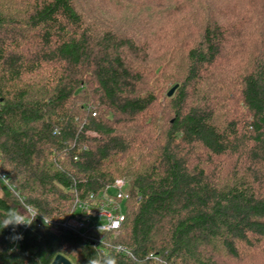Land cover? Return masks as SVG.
<instances>
[{"label":"trees","instance_id":"1","mask_svg":"<svg viewBox=\"0 0 264 264\" xmlns=\"http://www.w3.org/2000/svg\"><path fill=\"white\" fill-rule=\"evenodd\" d=\"M213 1L221 11L189 0L166 26L150 8L115 15L140 0H0V221L17 193L65 218L124 178L126 219L103 238L132 251L119 264L264 253V0ZM40 223L16 242L0 229V264L115 255Z\"/></svg>","mask_w":264,"mask_h":264},{"label":"built area","instance_id":"2","mask_svg":"<svg viewBox=\"0 0 264 264\" xmlns=\"http://www.w3.org/2000/svg\"><path fill=\"white\" fill-rule=\"evenodd\" d=\"M0 178L5 180L3 174H0ZM108 188V191L104 192L101 198H97L94 194H91L90 200L75 199L73 209L65 218H51L47 216L51 220V223L46 226L54 230L63 227L80 232L93 242L104 241L106 244L101 248L100 252L107 253L109 247L113 246V244L106 242L103 238L107 232L112 233L113 236L119 233L126 219L123 202L129 196L128 182L124 178L116 179L114 184ZM113 189L116 191H112ZM35 220L43 223L42 216H37ZM113 223L117 224L118 228L113 229L111 227ZM101 226L105 227L100 232Z\"/></svg>","mask_w":264,"mask_h":264},{"label":"rangeland","instance_id":"3","mask_svg":"<svg viewBox=\"0 0 264 264\" xmlns=\"http://www.w3.org/2000/svg\"><path fill=\"white\" fill-rule=\"evenodd\" d=\"M143 1L144 0H140L139 3H134L133 5H129V4H125V7H129L131 6L130 8L126 9V12H118L116 13L115 15L116 16H121L123 19H126L128 15H126V13L128 12V10H134V11H130L132 12V14L130 15V17H134V16H138V11L139 10H142L143 13L150 8V10H154L155 11V15L157 18L156 20L157 21H160L161 20H169L168 16L169 14L171 13V11L173 10H181V11H187L186 7H185V4H188L189 0H163L162 2H160L159 0H147V3L146 4H143ZM221 2H224V0H221ZM90 8V7H89ZM198 8L200 9L199 11L201 10H205V12H207V9H210V10H213V11H221V6L216 3L215 1L213 2H207V0H199V3H198ZM106 9V8H104ZM107 12H113V11H110L111 8H107L106 9ZM97 11V9L95 10ZM90 17H94V15L92 14ZM150 17V16H148ZM129 19V16L128 18ZM131 21V19H129ZM162 23V22H161ZM163 25H166L167 24H164L162 23ZM161 25V26H163ZM197 25V22L196 21H192L189 25L188 23V27L190 28H194L196 27ZM157 28V26H156ZM173 74V69L170 68L169 66H167L165 69H163L162 71V75L163 77H167V76H170ZM148 82H155L157 83L158 85H165L164 82L160 81L159 78H154L153 76L150 77L148 80ZM90 134H95V133H92L90 132ZM112 191H116L115 189H113ZM0 194H1V188H0ZM264 254V253H263ZM261 254L260 257L258 258H245L243 260H240L241 262H239V260L237 261V264H264V257L263 259H261V256L263 255ZM234 262L232 263H229V264H233Z\"/></svg>","mask_w":264,"mask_h":264},{"label":"clouds","instance_id":"4","mask_svg":"<svg viewBox=\"0 0 264 264\" xmlns=\"http://www.w3.org/2000/svg\"><path fill=\"white\" fill-rule=\"evenodd\" d=\"M6 179V178H5ZM17 198L19 200L20 207H13L8 209L4 213V219L0 221V229H6L9 226L12 227L13 234L9 237L10 241L16 242L23 239L22 234L16 233V228L19 226L29 227L32 225L37 216L43 217V223L48 225L51 223V220L47 218L44 214H42L39 209L28 202H26L19 193H17ZM105 226H101L99 231H102V228ZM113 229L118 228V225L113 223L111 226ZM113 251L115 255H94L90 257L88 260V264H119L117 259L120 255H127L129 257L133 256L131 250L125 248L123 245H115L113 246Z\"/></svg>","mask_w":264,"mask_h":264},{"label":"water","instance_id":"5","mask_svg":"<svg viewBox=\"0 0 264 264\" xmlns=\"http://www.w3.org/2000/svg\"><path fill=\"white\" fill-rule=\"evenodd\" d=\"M178 84L174 85L168 92L169 96H172L175 92V90L177 89ZM52 264H73L72 261L67 258L66 256H64L63 254H58L56 255V257L54 258V260L52 261Z\"/></svg>","mask_w":264,"mask_h":264}]
</instances>
